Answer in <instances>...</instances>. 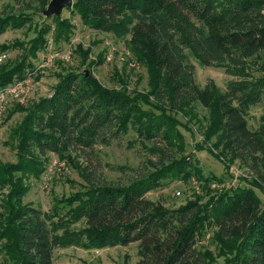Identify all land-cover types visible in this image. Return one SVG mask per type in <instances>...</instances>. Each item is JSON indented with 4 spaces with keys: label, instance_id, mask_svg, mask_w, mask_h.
<instances>
[{
    "label": "trees",
    "instance_id": "obj_1",
    "mask_svg": "<svg viewBox=\"0 0 264 264\" xmlns=\"http://www.w3.org/2000/svg\"><path fill=\"white\" fill-rule=\"evenodd\" d=\"M33 1L42 7L49 2ZM71 10L90 29L131 35L132 50L150 72L151 91L142 96L108 89L91 74L70 71L50 96L25 110L15 129L17 162L0 164V183H12L0 218L4 264H54L57 249L133 243H139L138 264H203L205 254L197 245L211 226L218 228L217 240L229 253L224 264H264V201L254 188H232L204 204L188 202L173 210L146 198L168 177H202L194 173L190 157L167 156L183 151L176 115L195 103L209 110L219 146L255 174L254 187L264 194V113L257 129L248 123L250 107L264 100V0H75ZM58 21L55 39L68 41L73 25ZM27 23L23 13L0 15V34ZM40 32L31 53L47 44L42 37L47 31ZM187 51L236 80L226 90L213 81L201 87ZM25 60L0 73V87L22 76ZM131 129L153 143L151 150L164 157L161 167L140 171L125 183H108L96 182L87 165L84 191L57 199L51 211L23 203L26 188L12 174L39 177L48 153L84 158L82 153L112 146ZM117 170L127 174L130 169ZM78 223L83 226L77 229Z\"/></svg>",
    "mask_w": 264,
    "mask_h": 264
},
{
    "label": "rangeland",
    "instance_id": "obj_2",
    "mask_svg": "<svg viewBox=\"0 0 264 264\" xmlns=\"http://www.w3.org/2000/svg\"><path fill=\"white\" fill-rule=\"evenodd\" d=\"M52 1L49 0L42 7L40 2L33 0H0V15H28L26 25L21 28L10 27L0 34V73L19 65L24 59H27L25 61L28 66L21 77L0 87L1 93L23 83L22 92L19 95L9 94L3 110H0L2 165L17 162L18 140L15 129L25 117V110L40 98L50 96L61 77L70 71L87 70L108 89H124L130 94L138 93L142 96L149 95L151 91L150 72L132 50L130 34L119 37L90 29L78 15L72 13V8L64 9L59 16H49L47 11ZM65 19L73 25L70 39L58 42L55 39L58 20ZM42 30L47 31L42 36L47 44L36 54L31 53L34 49L32 41L38 38ZM187 53L195 66L196 82L201 87L213 81L220 89L226 90L228 83L236 80L224 68L207 60L201 61L190 51ZM253 74L260 75L257 70ZM263 113L264 100L250 107L248 123L251 129L259 127ZM176 118L185 146L182 152L172 150L167 156L177 159L190 157L194 173L198 170L202 177L196 174L190 178L168 177L162 181L161 187L146 195L147 199L156 206L173 210L188 202L204 204L229 189L250 186L264 201L263 192L254 187L259 182L255 174L234 159L223 146H219L216 135L210 129L208 109L195 103L189 110L177 113ZM152 148H155L152 142L142 141L136 131L131 129L128 135L112 146H97L89 155L82 153L84 158L80 157V153H69L65 157L48 153L45 170L39 177L21 172L12 176L14 181L21 179L26 188L22 198L24 204L49 212L57 199L84 191L87 182L82 173L87 165L96 182L125 183L140 171L153 172L156 167L162 166L164 157L161 158ZM118 167L130 170L124 174L117 170ZM11 189L12 183H0V218L5 213V199ZM82 226L83 223L75 225L77 229ZM217 234L218 228L211 226L200 237L197 249L205 254L203 264H224L229 257V253L218 242ZM54 258V264H138L141 260L139 243L102 249H57ZM4 261L3 254H0V264H4Z\"/></svg>",
    "mask_w": 264,
    "mask_h": 264
},
{
    "label": "water",
    "instance_id": "obj_3",
    "mask_svg": "<svg viewBox=\"0 0 264 264\" xmlns=\"http://www.w3.org/2000/svg\"><path fill=\"white\" fill-rule=\"evenodd\" d=\"M74 5V1L73 0H53L49 6V9L47 11L48 15H57L59 16L60 13L64 10V9H69L72 8ZM207 65L209 64V62H205ZM83 73H85L87 75V77L90 75L89 71H84Z\"/></svg>",
    "mask_w": 264,
    "mask_h": 264
},
{
    "label": "built area",
    "instance_id": "obj_4",
    "mask_svg": "<svg viewBox=\"0 0 264 264\" xmlns=\"http://www.w3.org/2000/svg\"><path fill=\"white\" fill-rule=\"evenodd\" d=\"M23 88V83H20L16 85L13 89H8L6 91H3L0 93V110H3L4 104L7 102V98L9 94H15L19 95L18 93H21Z\"/></svg>",
    "mask_w": 264,
    "mask_h": 264
}]
</instances>
